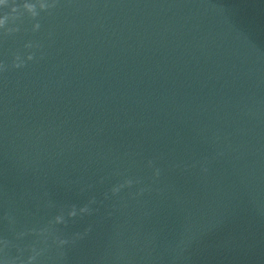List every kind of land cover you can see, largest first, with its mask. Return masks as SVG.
Masks as SVG:
<instances>
[{"label":"water","instance_id":"1","mask_svg":"<svg viewBox=\"0 0 264 264\" xmlns=\"http://www.w3.org/2000/svg\"><path fill=\"white\" fill-rule=\"evenodd\" d=\"M12 7L0 264H264V0Z\"/></svg>","mask_w":264,"mask_h":264},{"label":"clouds","instance_id":"2","mask_svg":"<svg viewBox=\"0 0 264 264\" xmlns=\"http://www.w3.org/2000/svg\"><path fill=\"white\" fill-rule=\"evenodd\" d=\"M24 3V0H12V10H15ZM66 243V242H65Z\"/></svg>","mask_w":264,"mask_h":264}]
</instances>
